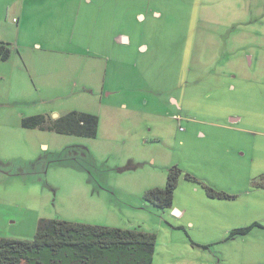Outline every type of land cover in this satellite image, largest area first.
Segmentation results:
<instances>
[{
    "label": "rangeland",
    "instance_id": "obj_1",
    "mask_svg": "<svg viewBox=\"0 0 264 264\" xmlns=\"http://www.w3.org/2000/svg\"><path fill=\"white\" fill-rule=\"evenodd\" d=\"M11 5L0 0V237L63 219L154 233L153 264H264V0H69L53 17L27 1L28 24ZM72 110L98 115L96 137L22 126ZM173 167L162 208L147 193Z\"/></svg>",
    "mask_w": 264,
    "mask_h": 264
},
{
    "label": "trees",
    "instance_id": "obj_2",
    "mask_svg": "<svg viewBox=\"0 0 264 264\" xmlns=\"http://www.w3.org/2000/svg\"><path fill=\"white\" fill-rule=\"evenodd\" d=\"M14 21H19L14 18ZM0 57L8 60L10 49L0 41ZM28 129L50 131L77 136L96 137L98 115L72 110L56 119L45 114L22 119ZM182 170L170 168L165 187L149 190L147 198L162 208H174V194ZM188 179L197 180L190 174ZM211 196L224 197L226 193L209 188ZM250 225L238 232L246 233ZM234 235V231L232 233ZM157 238L154 233L137 228L126 229L93 225L63 219L42 218L31 240L0 237V264H153Z\"/></svg>",
    "mask_w": 264,
    "mask_h": 264
},
{
    "label": "crops",
    "instance_id": "obj_3",
    "mask_svg": "<svg viewBox=\"0 0 264 264\" xmlns=\"http://www.w3.org/2000/svg\"><path fill=\"white\" fill-rule=\"evenodd\" d=\"M12 2V5L13 7H16V11L18 12V15L20 16L21 18V21L23 22H26L28 24L30 18H31V15L29 13V9H24V5L27 1H30V3H33L36 5L35 7V10H37V13L40 12L41 15L43 14V9L44 11L48 10V17H53L52 14H51V11L53 9H60L62 8L63 6H65V4L69 1V0H24V4L23 6H18V0H10ZM88 2H91V0H87ZM11 5V6H12ZM43 7V9H42ZM158 14V13H157ZM35 18H37V20L39 22L40 19H39V16L38 14H35L34 15ZM140 17H142V15H140ZM54 22L50 21L49 22V25H52V26H55V22H59V23H63L64 20L62 18H59V19H56V18H53L52 19ZM54 37H58V35H55ZM122 40L124 41H129V37L124 35L122 38ZM39 44H42L40 41L38 42ZM39 44H37L36 46H39ZM58 115V114H56ZM232 121H238L237 118H233ZM178 210V214L181 213V210L177 209Z\"/></svg>",
    "mask_w": 264,
    "mask_h": 264
},
{
    "label": "water",
    "instance_id": "obj_4",
    "mask_svg": "<svg viewBox=\"0 0 264 264\" xmlns=\"http://www.w3.org/2000/svg\"><path fill=\"white\" fill-rule=\"evenodd\" d=\"M175 212H176V214H178V210L177 209H175Z\"/></svg>",
    "mask_w": 264,
    "mask_h": 264
}]
</instances>
